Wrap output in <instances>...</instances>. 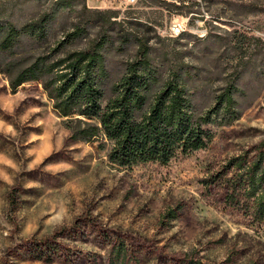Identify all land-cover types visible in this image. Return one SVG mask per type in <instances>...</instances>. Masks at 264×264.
<instances>
[{"label":"rangeland","instance_id":"374dc122","mask_svg":"<svg viewBox=\"0 0 264 264\" xmlns=\"http://www.w3.org/2000/svg\"><path fill=\"white\" fill-rule=\"evenodd\" d=\"M55 1L0 0V23L22 27L57 10ZM105 1L85 3L151 23L161 39L151 43L167 67L184 56L202 69L210 90L223 85L227 72L224 60L215 67L217 37L239 31L264 42V0H186L193 4L188 17L155 0L134 6L117 0L114 8ZM80 10L56 11L53 40L71 31ZM176 22L196 38L176 41L170 36ZM96 33L89 29L67 50L86 48ZM98 145L71 140L42 85L13 93L0 74V264H264V236L225 203L224 186L202 183L232 158L253 162V148L264 145V89L207 150L168 166L116 169Z\"/></svg>","mask_w":264,"mask_h":264},{"label":"trees","instance_id":"16d2710c","mask_svg":"<svg viewBox=\"0 0 264 264\" xmlns=\"http://www.w3.org/2000/svg\"><path fill=\"white\" fill-rule=\"evenodd\" d=\"M155 2L169 13L192 14L193 4L186 0ZM54 6L81 7L80 21L60 40L52 34L57 10L22 27L0 23V74L8 78L13 93L25 84L42 85L71 140L99 144L116 169L165 167L207 150L262 94L260 38L239 31L217 37L215 67L224 60L227 72L223 85L210 90L202 69L186 63L184 56L167 67L165 55L160 57L151 43L161 42L151 23L122 17L118 10L87 8L85 0H57ZM89 29L97 33L88 46L68 51L87 38ZM187 38L196 37L182 32L176 41ZM253 150L252 163L248 155L232 158L202 183L206 189L224 186L225 203L264 236V145Z\"/></svg>","mask_w":264,"mask_h":264},{"label":"built area","instance_id":"2783aa9c","mask_svg":"<svg viewBox=\"0 0 264 264\" xmlns=\"http://www.w3.org/2000/svg\"><path fill=\"white\" fill-rule=\"evenodd\" d=\"M105 3L108 6V8H114L115 4H117V0H106ZM125 3L129 6H134L138 3V0H125ZM181 27H187V26L182 22L174 23L170 28V36L174 37V31H179Z\"/></svg>","mask_w":264,"mask_h":264},{"label":"bare ground","instance_id":"6f19581e","mask_svg":"<svg viewBox=\"0 0 264 264\" xmlns=\"http://www.w3.org/2000/svg\"><path fill=\"white\" fill-rule=\"evenodd\" d=\"M181 28L179 29V31H174V36H179L181 34Z\"/></svg>","mask_w":264,"mask_h":264}]
</instances>
